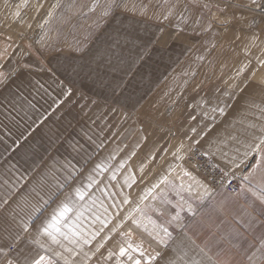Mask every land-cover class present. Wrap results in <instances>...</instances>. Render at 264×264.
I'll return each instance as SVG.
<instances>
[{
  "label": "snow or ice",
  "instance_id": "snow-or-ice-1",
  "mask_svg": "<svg viewBox=\"0 0 264 264\" xmlns=\"http://www.w3.org/2000/svg\"><path fill=\"white\" fill-rule=\"evenodd\" d=\"M98 2L99 0H92L89 12L95 11ZM29 3L36 13L44 8V0H22L12 12L13 22L23 23L20 9L27 7ZM164 3L165 10L156 17L157 19L167 21L175 17L181 24L191 23L194 31L199 29L200 33L211 32L213 40L210 47L213 50L218 46L216 40L218 37L219 47L225 58L233 57L240 60L235 76L231 78L233 83L229 85V90L210 89L212 94H206L194 103L188 102V97H184L183 103L180 99L172 101L176 107L167 115L171 117L173 123L183 125L187 122L188 130L184 139L174 151H171L173 159L182 163L168 164L167 174L161 175L146 189V194L140 196V200L143 201L161 185L170 188L177 199L173 202L161 190L159 194L161 207L151 209L159 217L167 218L158 223L139 205L121 218L120 205L130 203L129 196L123 193H120L122 201H113L110 205L115 209L113 215L109 211V206L91 194L93 186H99L93 173L100 175L105 169L97 164L86 174L85 182L82 170L72 168L63 182L57 181L56 184L50 185L43 195L33 189L38 200L31 205L27 219L23 217L17 219V216L12 214L0 215V264H179L180 261L183 264H202L196 260H185L184 256L187 253L173 259L167 250L169 241L173 239L168 226L176 224L177 227H182L179 223L183 219L181 214L187 212L192 216L197 215V203H203L213 194L209 183L198 179L193 174L194 171L208 173L211 170L213 173L211 182L219 183L221 189L239 179V188H234L232 195L245 200L244 216L247 217L248 226L254 227L258 224L264 227V74L257 79V74L264 69V0H175L174 3L171 0H164ZM119 6L118 0H108L103 6L100 18L111 16L113 8ZM58 7L59 0L49 7L47 17H52ZM148 10L147 4L141 5L139 9L142 15H147ZM187 13L192 15L189 16ZM96 26L99 27V24ZM114 31L118 33L119 28ZM19 36L23 37V32H20ZM41 41H44L43 36ZM14 43L11 33L0 32V60L13 55L9 49ZM103 44L105 45L103 52L86 50L85 47L77 45L74 50L84 53L81 57L83 62L75 66L70 65L72 73L76 76L88 77L95 74L100 77L121 71L120 66L125 63L122 55L118 51H112L114 45L109 43V40H104ZM26 47L31 51V45ZM43 47L42 43L41 48ZM115 47L118 49V44ZM37 51L39 55H43L42 51ZM25 54L21 52V56ZM104 56L107 59H104ZM200 59L204 57L201 56ZM19 68L31 69L32 65L21 64ZM37 71L52 73L55 76L59 69L47 67L43 60H39ZM64 71L68 69L65 68ZM18 75L16 68L11 72L0 70V85L6 84L11 77ZM245 75L246 79L240 83L235 82ZM62 85L63 82L58 86ZM121 86L118 81L116 87ZM202 89L203 84L197 83L193 91L199 93ZM73 94L71 87L64 88L61 95L65 101L54 100L53 103L58 105L65 103L71 100ZM18 99H24L26 103L20 108L13 104L15 116L10 112L7 114V118L17 124H19L17 117L23 119L27 116L28 110L36 109L33 101L28 100L23 94ZM237 104H240V107H237ZM188 109L194 110L195 114ZM229 111L234 112L230 121L227 116ZM218 116L222 118L219 121ZM198 120L199 123H194ZM146 122L157 126L154 118L149 117ZM218 124H226L224 134L217 132L216 137L205 149L204 142L208 134L215 131ZM138 131L142 135L135 148H140L142 144L147 145L151 135V132H145L143 127ZM23 135L21 133V137ZM170 135L174 136L175 133L170 132ZM152 145L148 147L146 159L139 167L141 176L138 178L131 174L130 169V174L125 177L124 186L131 188L138 181L146 182L148 177L144 175L145 169L156 162L157 156L162 162H167L166 154L170 149L163 147L158 140H154ZM135 155L137 153L133 151L127 159ZM125 163L126 160H122L119 168H124ZM176 167L180 170L176 177L180 180L179 184L168 179V175ZM97 169L100 171L97 172ZM235 169L239 172L234 171ZM78 176L81 178L78 179ZM184 178H187V183ZM109 179H117L116 171L112 172ZM104 194L111 195L107 192ZM157 198L156 195H152L153 200ZM8 204L9 201L5 199L0 202V208ZM163 205H171L175 213L170 215ZM137 212L140 214L139 217L134 215ZM25 234L28 236L27 243L37 246L39 251L27 246L21 247L25 241ZM94 241L96 242L94 248L86 250V246L92 245ZM172 251L179 252L180 249L174 248ZM200 251L203 252V249ZM258 251L259 256L253 253L249 257V264H264V239L261 240ZM75 257L79 259H74Z\"/></svg>",
  "mask_w": 264,
  "mask_h": 264
},
{
  "label": "rangeland",
  "instance_id": "rangeland-1",
  "mask_svg": "<svg viewBox=\"0 0 264 264\" xmlns=\"http://www.w3.org/2000/svg\"><path fill=\"white\" fill-rule=\"evenodd\" d=\"M21 2L22 0H7V5H5V0H0V32L11 33L15 41L13 47L9 49L13 55L7 59L8 72L16 68L19 73L18 76L11 77L6 83L8 85L7 107L3 114L9 112L13 116L16 114L12 110L13 104L20 108L26 103L24 99H18L22 94L28 100L33 101L36 109L27 112V116L32 117V120L25 119L24 122H21V119L17 118L19 124L10 121V126H19L21 129L28 130L30 126L34 125L33 121H37L34 114H48V118L52 116L51 114H57L56 118L47 119L45 126L41 124L45 127L42 132L45 133L48 141L70 142L73 149L77 148V151L73 150L74 158L80 157L84 146V143L80 142L82 141L81 133L86 134L85 139L89 138V141H92L89 142V154H91L94 152L91 149L93 142L114 141V139L118 140V136L120 140L127 141L130 130H135L139 139L142 135L138 131L140 127H143L145 132H151L148 144H142L135 151L137 155L131 156L129 160L131 174L138 178L141 176L139 167L145 161L148 147L153 146L154 140H158L163 147L170 149L166 154L167 162H162L157 156L156 162L145 169L144 175L148 177V180L144 183L138 181L133 185L129 197L130 203L125 205L124 210L128 213L129 210L139 205L152 219L158 223L163 222L167 217L161 218L151 209L161 207L159 200L161 190L173 202L177 199L175 193L165 185H161L152 194L158 197L156 200L152 199V195H148L141 201L140 196L145 195L146 189L155 183L161 175L167 174L168 164L179 165L182 163L174 160L171 155V151H174L180 142L177 139V123H173L171 117L167 115L176 107L172 104V101L177 97L175 94L176 75L173 78L174 82L170 85V92L160 89L150 99L148 98L146 103L134 105L136 104L134 102L133 104L125 102L123 95L119 103L105 99L112 97L113 88L111 87L113 84L121 82L125 91L128 82L139 80L145 75L155 76L156 72H159V67H163L167 62L171 67L183 52L190 61L191 59L198 62L207 61L209 68L204 72L206 73L209 69L214 70L218 74L217 78L221 80H223V76L229 78L235 76L240 64L239 58L228 57L226 59L219 47L218 37L216 38L218 46L213 50L210 47L213 40L211 32L200 33L199 29L194 31L191 23L181 24L175 17L167 21L162 18L157 19L156 17L165 10L164 0H118L120 6L113 8L112 15L103 19L100 18L101 12L108 0H99L98 6L93 12L88 10L92 5V0H59L60 7L54 10L52 17H47V11L52 4L57 3V0H44V8L39 13L34 12L31 3L27 7H22L20 11L23 23H15L12 19V12ZM171 2L174 3L175 0H171ZM144 4L149 5L147 15H142L139 11L140 6ZM187 15L191 16L192 14L187 13ZM112 16L116 18L113 19ZM97 24L99 27L96 26ZM116 28H119L118 33L114 31ZM20 32H23V37L19 36ZM42 36L44 41H41ZM104 40H109V43L114 45L112 51H118L122 55L125 63L120 66L121 71L100 77L95 74L88 77L73 74L70 65L75 66L82 63L81 57L84 56V53L75 51V47L79 45L85 47L86 50L103 52L105 49ZM38 41L41 42L38 43ZM42 43L44 44L43 48H41ZM117 44L118 49L115 47ZM27 45H31V51L26 47ZM37 50L42 51L43 55H39ZM21 52L26 54L21 56ZM201 56L204 59H200ZM103 58L107 59L106 56ZM39 60H43L47 67L59 69V71L55 76L52 73L37 71ZM135 63L136 65L133 67ZM21 64H31L32 68L21 70L19 68ZM253 66L255 65L253 64ZM65 68L68 71H64ZM243 79H246V75L237 80ZM61 82L63 85L58 86L61 85ZM97 84L103 85V87ZM67 87H71L74 92L71 100L59 105L53 103L54 100L65 101L61 93ZM100 88H105L103 91L105 94L101 93ZM113 109L116 111L113 112ZM69 114L73 116V119L69 118ZM149 117L154 118L157 126L146 122ZM51 123L56 124L58 128L59 133H55L56 139L46 128ZM12 130L16 132L15 128ZM30 131H26V140ZM87 131L89 132L87 133ZM170 132L175 135H170ZM121 133L124 135V140L120 136ZM10 137L15 141H23L24 135L21 137V135L11 134ZM27 169L26 174L28 173ZM179 171V168L176 167L168 175L170 182L180 183V180L176 179ZM193 174L204 181L195 171ZM184 180L186 183L188 182L187 178ZM163 207L168 209L170 215L175 213V209L171 205H163ZM135 215L139 217L140 214L137 212Z\"/></svg>",
  "mask_w": 264,
  "mask_h": 264
},
{
  "label": "crops",
  "instance_id": "crops-1",
  "mask_svg": "<svg viewBox=\"0 0 264 264\" xmlns=\"http://www.w3.org/2000/svg\"><path fill=\"white\" fill-rule=\"evenodd\" d=\"M172 64L170 67V63H164L163 67L158 68L159 72H156L155 76L145 75V77H140L139 80L135 79L134 82H128L125 91L124 85L116 87V84H113V87H111L113 88L112 97H106L105 100L109 99L119 103L123 95L125 102L132 104L134 102L136 103L134 105H139L142 102L146 103L160 89L170 92L169 88L174 82L175 75L176 99H180L182 103L184 97L189 98L188 102L194 103L195 100H199L206 94H212L209 91L210 89L219 88L222 91H227L229 85L233 83V80L227 76H223V80L218 79V74L214 70L209 69L205 73L204 71L209 68V63L207 61L198 62L194 59L190 61L185 52L177 57L175 64ZM133 65L135 67L136 63ZM0 70L8 72L7 59L0 60ZM127 70H130V68H127ZM261 74H264V69L257 74V79ZM241 81L236 80L235 82L240 83ZM197 83L203 84V89L199 93L193 91ZM98 86L103 87V85ZM104 90L105 88H100L103 94H105ZM7 91V84L0 85V202L5 199L9 201L8 205L0 208V215L12 214L16 215L17 219L20 217L27 219V213L31 211V205L38 200L33 189L43 195L50 185L56 184L57 181L63 182L64 177L68 175L72 168L82 170L86 182V174L95 168L97 164L101 165L105 171L100 175L93 173L95 179L99 182V186L94 185L91 194L98 201H102L106 206H109V211L114 215L115 209L110 207L112 202L122 201L123 197L120 193L130 197V192L133 189V186L131 188L124 186V180L130 174L131 167L130 159L127 158L133 151L138 149L135 148L138 133L135 130H130L127 141L120 140L118 136V140L114 139V141L93 142L91 149L94 152L91 154H89V142L92 141H89V138L85 139L86 134L81 133L80 138L82 141L80 142L81 144L84 143V146L80 157L74 158L73 150L77 151V148L73 149L74 147L70 142L48 141L45 133L42 132L47 119L56 118L57 114H51L52 116L49 118L48 114H34L37 121L28 130L21 129L19 126H10L7 114H3L7 107ZM216 95H220V93H216ZM229 102L231 103V101ZM237 107H240V104H237ZM188 111H193V114H195L194 110L188 109ZM233 115L234 112L232 111L227 113L228 121L231 120ZM17 118L20 119V117ZM69 118L73 119V116L69 114ZM25 119H28V116H24L20 121L24 122ZM220 119L222 118L218 116L217 120ZM194 123H199V120ZM205 123H208V121H205ZM14 128L16 132L12 130ZM46 128L54 135L53 138H55L56 132L59 133L56 124L51 123ZM176 130L177 139L180 142L184 139V135L188 130L187 122L183 125L177 122ZM225 130L226 124H218L216 130L208 134L204 142V148H208L209 142L216 137L217 132L223 135ZM26 131H30L27 140L25 139ZM21 133L24 134L23 141H15L10 137L11 134L21 135ZM120 136L124 140L122 133ZM69 138L71 139V136ZM98 145L100 146L98 147ZM122 160H126L125 166L119 168ZM26 168H28L27 174ZM99 171L97 169V172ZM113 171H116V180L109 179ZM234 171L239 172L238 169ZM77 178L80 179L81 177L78 176ZM105 192L111 195H105ZM193 196H195V193H193ZM196 207L197 215L195 216L187 212L181 214L183 219L179 223L182 227H177L176 224L168 226L173 239L169 241L167 250L173 259L187 253L184 256L185 260H196L202 262V264H220V262L249 264V257L253 253L259 256L258 249L261 246V240L264 239V227L258 224L254 227L248 226L247 217L244 216L246 202L243 198L235 197L222 189L213 190V194L203 203H197ZM124 209L125 205L121 204V218L127 212ZM238 220L240 223H237ZM32 236H35L34 232ZM27 241L28 236L25 234V241L21 247L27 246L39 251L37 246L29 245ZM95 243L94 241L92 245L86 246V250L94 248ZM174 248H179L180 251L173 252L172 249ZM201 249H203V252L200 251ZM74 259L78 260L79 257ZM179 264H183V262L180 261Z\"/></svg>",
  "mask_w": 264,
  "mask_h": 264
},
{
  "label": "built area",
  "instance_id": "built-area-1",
  "mask_svg": "<svg viewBox=\"0 0 264 264\" xmlns=\"http://www.w3.org/2000/svg\"><path fill=\"white\" fill-rule=\"evenodd\" d=\"M196 173L199 174L200 177L204 181L208 182L209 183V186L212 189H220L221 188L220 185H219V183H213V182H211V176L213 175V173L211 172V170H209L208 173H204L203 171L196 172ZM217 180H218V176H217ZM234 188H237V189L239 188V179L234 180L231 185H229L228 187L223 188V189L226 190L229 193H232Z\"/></svg>",
  "mask_w": 264,
  "mask_h": 264
}]
</instances>
